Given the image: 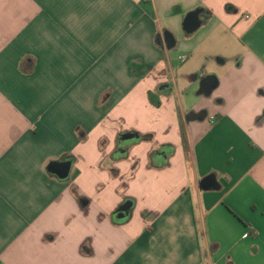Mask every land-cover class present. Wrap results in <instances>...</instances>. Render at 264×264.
<instances>
[{
    "label": "crops",
    "instance_id": "crops-1",
    "mask_svg": "<svg viewBox=\"0 0 264 264\" xmlns=\"http://www.w3.org/2000/svg\"><path fill=\"white\" fill-rule=\"evenodd\" d=\"M0 264H264V0H0Z\"/></svg>",
    "mask_w": 264,
    "mask_h": 264
},
{
    "label": "water",
    "instance_id": "water-1",
    "mask_svg": "<svg viewBox=\"0 0 264 264\" xmlns=\"http://www.w3.org/2000/svg\"><path fill=\"white\" fill-rule=\"evenodd\" d=\"M200 13H201V10L199 9V10L189 13L185 17L184 22H183V29L186 33L191 34L195 30H197V28H199L200 26L199 14ZM164 43L166 47L170 49L171 47L175 45V40L171 34L166 33L165 38H164ZM214 85H215V79L213 77L211 76L205 77L200 83V91L206 94L212 90ZM198 118L203 119L204 115L199 116ZM133 141H134V136L132 134H126L122 137L123 144H130ZM50 170L52 171V173L56 174L58 177L65 178L68 174L69 163L54 164L50 167ZM211 182L212 180H205L203 181L201 187L202 188L209 187L211 185ZM128 209H129V203H125L119 208L118 211L120 214L119 216L120 219H124L126 217Z\"/></svg>",
    "mask_w": 264,
    "mask_h": 264
},
{
    "label": "trees",
    "instance_id": "trees-1",
    "mask_svg": "<svg viewBox=\"0 0 264 264\" xmlns=\"http://www.w3.org/2000/svg\"><path fill=\"white\" fill-rule=\"evenodd\" d=\"M158 93H152L149 92L148 93V100L150 102L151 105H153L154 107H159L160 106V101H159V97L157 95ZM136 137L137 141H148L151 139V135H140V134H134ZM169 148V153L172 152V147H167ZM151 158V164H152V159H153V154L150 155Z\"/></svg>",
    "mask_w": 264,
    "mask_h": 264
},
{
    "label": "built area",
    "instance_id": "built-area-1",
    "mask_svg": "<svg viewBox=\"0 0 264 264\" xmlns=\"http://www.w3.org/2000/svg\"><path fill=\"white\" fill-rule=\"evenodd\" d=\"M245 18L248 19L249 16H245ZM179 60H180L181 62H183V61L185 60V57H184V56H180V57H179Z\"/></svg>",
    "mask_w": 264,
    "mask_h": 264
}]
</instances>
